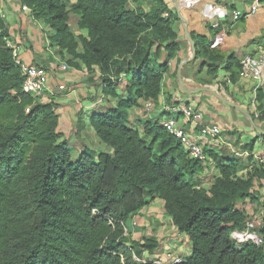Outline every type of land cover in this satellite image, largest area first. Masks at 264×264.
<instances>
[{
	"label": "trees",
	"instance_id": "16d2710c",
	"mask_svg": "<svg viewBox=\"0 0 264 264\" xmlns=\"http://www.w3.org/2000/svg\"><path fill=\"white\" fill-rule=\"evenodd\" d=\"M142 1L155 7L146 11L138 6ZM22 3L55 31L51 40L62 56H70L71 67L100 69L107 96L118 99L116 82L125 73L132 77L126 82L127 99L90 119L111 152L86 147L76 157L58 133L56 104L22 92L24 76L8 45L9 26L0 16V264H155L134 258L143 255L166 262L169 255H179H157L159 240L127 232L130 220L157 199L172 227L189 240L179 256L182 264H264V220L253 230L263 237L261 245L237 246L232 240L253 215L264 216V197L255 190L256 181H264V169L242 178L239 160L205 149L208 161L202 163L160 122L146 123L143 132L128 123L129 110L139 101L158 102L168 61L181 48L174 30L178 16L166 0ZM130 4L136 8L129 9ZM72 13L86 35L71 30ZM191 36L194 60L203 61L200 68L209 77L215 80L226 71L232 83L238 80L240 61L231 57L221 67L223 59L205 39ZM162 51L167 59L160 63ZM211 162L219 176L205 188Z\"/></svg>",
	"mask_w": 264,
	"mask_h": 264
},
{
	"label": "crops",
	"instance_id": "0c3cea01",
	"mask_svg": "<svg viewBox=\"0 0 264 264\" xmlns=\"http://www.w3.org/2000/svg\"><path fill=\"white\" fill-rule=\"evenodd\" d=\"M0 1L4 7L5 21L10 30L8 41L10 46L20 48V55L24 62L39 65L50 72L48 88L43 94L41 102L56 104L55 111L59 115L58 133L68 141L69 146L77 154L76 156L86 147L94 149L89 138H94L96 148L105 147L104 149L111 152L110 148L96 136L90 125V119L95 115H101L110 109L117 108L120 99H127L126 82L131 79L132 74L125 73L116 82L118 99L107 96L102 73L98 67H93L92 70H88L83 65L79 69L71 67L67 63L70 56H62L60 49L51 40L55 33L54 30L36 19L32 10L23 12L21 0ZM166 2L178 16L174 0H166ZM251 4L252 0H178L190 36L195 33L197 36L203 37L207 48L214 52L216 57L223 59L221 67L228 66L231 57L240 61L244 55L253 54L264 45V10L248 20L234 22L232 19L234 11L246 13ZM217 21L221 22V26L219 29H213L212 24ZM174 30L178 35L177 42L181 48L177 57L168 61L169 71L164 75L159 100L157 103L139 101V107L129 110V125L143 132L148 122L155 123L172 118L176 119L189 134L195 136V126L185 120L179 112L181 108L190 105L202 114L206 123L217 124L222 130L220 140L204 142L203 146L206 150L226 159L239 160L242 166L239 176L242 178L248 177L255 169H264V136H260L253 129L246 115L208 92L196 95L182 94L179 90L178 74L180 72V77L190 88L209 86L228 101L246 106L251 116H254L256 124L263 129L264 80L259 84L256 81H245L238 78L236 82L232 83L226 71H220L215 80L203 72L201 79L209 82V85H205L199 81L197 76L200 71L195 69L191 71L192 73L187 74L200 59L184 64L180 70L182 62L187 58L189 41L179 16L174 24ZM194 44L196 45L195 42ZM154 54H156L155 49L153 50ZM164 55L166 53L162 51L160 63L167 59L166 55V59L163 61ZM63 65H67L68 68L63 69ZM61 85L67 86L72 91H61L59 89ZM149 103L152 104L151 110L147 107ZM208 165L210 166L209 171L207 170L208 174L204 175L202 184L205 188H210L215 178L219 176L216 165L213 162ZM255 190L260 192L263 198L264 181L257 180ZM252 208L251 206L248 210L253 211ZM263 220V213L262 216L253 215L244 230L248 228L256 230ZM173 229L176 233L175 237H184L189 248V240L176 232L174 227ZM173 239L171 238L167 243L160 241V248L156 254L162 255L170 250L178 253L181 247Z\"/></svg>",
	"mask_w": 264,
	"mask_h": 264
},
{
	"label": "built area",
	"instance_id": "2783aa9c",
	"mask_svg": "<svg viewBox=\"0 0 264 264\" xmlns=\"http://www.w3.org/2000/svg\"><path fill=\"white\" fill-rule=\"evenodd\" d=\"M22 1V0H21ZM23 4V3H22ZM23 12H28L31 9L26 5H22ZM264 10V0H252L250 9L246 13L234 11L232 13V19L234 22L241 20H248L253 16ZM0 16L2 19H6L4 7L0 1ZM168 14H166V17ZM221 22L217 21L212 24L213 29H219ZM10 46V44L8 43ZM13 50V57L16 65L21 69L24 76V82L22 86V92L30 95L36 101L40 100L48 88L50 80V72L39 65L30 64L24 62L20 55V48L10 46ZM239 78L245 81H256L259 84L264 80V45H262L257 52L253 54H246L240 60ZM63 69H67L63 66ZM61 91H72L65 85L59 87ZM151 110L152 104L147 105ZM185 120L191 122L196 129V135L189 134L183 126L179 124L176 119L167 118L160 122V125L165 128L171 135H173L187 150L189 156L197 161L206 163L208 156L205 153L204 142H212L220 140L222 137V130L217 124H208L205 122L202 114L194 107L187 105L179 110ZM26 113H30V108L26 109ZM263 162V160H261ZM232 240L237 246L253 243L255 245H261L263 243V237L252 229L236 230L232 233ZM138 262H153L155 264H182L183 260L177 255H169L166 262L160 260H145V258H139L134 256Z\"/></svg>",
	"mask_w": 264,
	"mask_h": 264
},
{
	"label": "rangeland",
	"instance_id": "374dc122",
	"mask_svg": "<svg viewBox=\"0 0 264 264\" xmlns=\"http://www.w3.org/2000/svg\"><path fill=\"white\" fill-rule=\"evenodd\" d=\"M138 6L145 9L146 11H150L152 8L155 7V4L153 1H142L138 4ZM134 8H136V5L134 4L129 5V9H134ZM79 22H80V17L72 13L70 16V22H69V26L71 30L76 35L86 34L85 30L80 29ZM202 62L203 61L198 60V63L196 64V66L191 68L187 74H189L192 70L196 69L200 71L197 74L199 81L202 83H205V85H209L207 82H205V80L201 79L202 73L204 72L202 68H200ZM63 66H66L68 68L67 65H63ZM38 102H41V99L38 100ZM88 140H90V144H92V147L94 148L93 150L107 151V149H104L105 147L96 148L94 138H89ZM76 155L77 154L74 153V156ZM163 205H164L163 201L157 199L156 201L151 202L150 205L143 210L144 212L143 211L141 212L140 218L133 217L130 220L133 225L127 229L128 236L132 238H136V239L137 238L138 239L139 238L140 239H146V238L155 239L156 238L157 240L161 242H165V243H167V241H169L171 238L172 239L175 238L173 240H175V243H177L181 247L180 251H178V253L176 254H178L179 256H182L185 254L188 248L186 239H184V237H178V236L175 237L176 235L174 234L176 233L170 223V220L168 219L167 215L164 213ZM142 258H145V260H148L147 257H145V255H143Z\"/></svg>",
	"mask_w": 264,
	"mask_h": 264
},
{
	"label": "water",
	"instance_id": "95a60500",
	"mask_svg": "<svg viewBox=\"0 0 264 264\" xmlns=\"http://www.w3.org/2000/svg\"><path fill=\"white\" fill-rule=\"evenodd\" d=\"M174 5L176 7L178 16L181 20V22L184 24V27L186 29V34H187V39L189 41V51L187 54V58L184 62H182L181 66H180V70L182 69V66L184 64H188L190 62H192L195 57H196V45L194 44L193 39L191 38L190 34H189V30L187 27V23L185 18L182 15V12L179 8L178 5V0H174ZM166 59V55L163 56V61ZM179 77V81H178V85H179V90L182 92V94L185 95H196L199 93H203V92H208L211 94H214L215 96H217L222 102H224L225 104H227L228 106L236 109L239 112H242L243 114L246 115V117L248 118V120L250 121L251 126L253 127V129L260 135V136H264V129L262 127H259L256 122L254 121L253 117L251 116L249 110L246 108V106H240L237 105L231 101H228L227 99L223 98L222 96H220L216 91L212 90L211 88H209V86H204L202 88H190L188 86L185 85L183 79L180 77V72L178 74Z\"/></svg>",
	"mask_w": 264,
	"mask_h": 264
}]
</instances>
